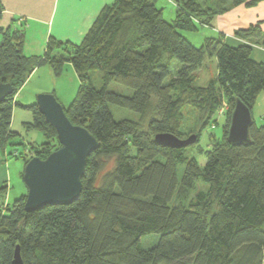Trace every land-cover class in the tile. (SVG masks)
Segmentation results:
<instances>
[{
    "label": "trees",
    "instance_id": "trees-1",
    "mask_svg": "<svg viewBox=\"0 0 264 264\" xmlns=\"http://www.w3.org/2000/svg\"><path fill=\"white\" fill-rule=\"evenodd\" d=\"M157 1L115 0L80 44L51 37L43 56L25 54L24 22L0 24V84L15 89L0 103V147L18 135L11 129L15 105L33 114L28 128L45 136L40 158L59 147L38 105L14 98L36 69L49 65L61 76L68 63L80 87L66 115L100 142L88 159L81 195L70 205L29 213L27 195L10 205L7 187L0 188V264H13L18 246L23 264H264V125L253 119L249 145H232L227 133L237 100L252 112L264 91V61L253 57L252 45L264 47V31L259 22L237 30L238 40L221 34L200 47L182 34L264 0H169L176 11L172 22ZM2 15L0 2V21ZM208 57L217 59V77L202 86L196 74ZM111 83L133 95L109 91ZM225 101L228 123L220 139L210 134L204 167L188 156L191 146L155 142L163 133L181 138L187 107L199 112L203 132ZM110 104L140 114L139 120L116 121ZM149 236L156 238L144 244Z\"/></svg>",
    "mask_w": 264,
    "mask_h": 264
},
{
    "label": "rangeland",
    "instance_id": "rangeland-1",
    "mask_svg": "<svg viewBox=\"0 0 264 264\" xmlns=\"http://www.w3.org/2000/svg\"><path fill=\"white\" fill-rule=\"evenodd\" d=\"M262 2L251 8H260ZM156 5L158 8L163 9L164 18L166 20L172 22L175 19V6L171 1L158 0ZM259 24L261 26L263 25L261 22ZM212 27L213 25L207 27L204 26L200 27L199 31H183L182 34L194 46L200 47L202 46L205 38L216 37L213 36L214 29ZM39 29L40 30L36 32V35L34 33L30 34L27 44L25 42L24 52L27 56L32 54L35 56H43L45 53L46 43L44 44L43 39H41V41H39L40 39L37 40L43 31L41 28ZM32 36H35L34 39H32ZM252 45H254V49L255 47L264 48L253 43ZM258 54H260L258 51H254L253 57L258 59ZM178 65L179 63L177 61L173 62L174 68H176ZM217 71L218 66L216 57H208L203 67L196 74L198 83L202 86L208 85L210 81L215 80L217 77ZM93 81L95 85H100V74L98 72L95 73ZM79 87L80 80L71 64L68 63L64 65L63 74L61 76H55L50 66L44 65L33 72L28 81L19 90V98L17 97V99L20 101V103L34 104L37 103L38 95L52 94L65 109H68L76 98ZM108 89L109 91L126 96L133 95V90L117 83H111ZM228 104L229 102L225 101L224 111H219L220 114H216L214 117L216 123H214L212 126H209L203 132L198 121L199 112L191 107H187L185 109L184 119L182 120V124L180 126L181 138L188 139L192 136H197L196 143L188 149L187 153L188 156L194 157L201 167H204L206 164V158L203 153L204 151L211 149L213 143V141H210V134L213 133L216 138L220 139L223 135V125H225V127L227 126L228 119L226 113L231 111V108ZM109 107L116 121L123 119H131L136 121L140 118V114L128 109L113 104H110ZM232 113L230 114L231 117ZM15 115L16 117L13 120V123H11V129L14 132H17L18 135H16L14 138H11L8 144L4 148H1L4 151L0 153V168L5 172V174H8V180L6 182V195L5 199H3L7 204L10 205L19 199L23 193H25L24 195H27V188L23 180V174L21 177V173L24 172L25 166L30 159L33 157H40L38 154L45 152L44 148L40 147V145L46 142L43 133L36 129L28 128L27 124L33 122V114L30 111L25 110L18 105L15 107ZM252 116L257 125H264V91H262L258 97V100L252 110ZM229 123H231V118ZM33 144L35 146H33ZM184 169V165H180L178 167L179 181H181L183 178ZM3 171L0 173V178L4 174ZM192 196H195V193L192 194ZM155 238V236L145 237L143 239V243L149 245Z\"/></svg>",
    "mask_w": 264,
    "mask_h": 264
},
{
    "label": "water",
    "instance_id": "water-1",
    "mask_svg": "<svg viewBox=\"0 0 264 264\" xmlns=\"http://www.w3.org/2000/svg\"><path fill=\"white\" fill-rule=\"evenodd\" d=\"M14 91L12 84H0V103L13 95ZM36 104L46 122L56 130L59 147L47 158L33 157L25 166V209L29 213L48 205L74 203L83 189L88 159L100 148V142L86 127L74 125L69 120L64 107L54 95L40 94ZM253 121L251 110L237 100L231 117L228 141L235 146L249 145ZM196 141L197 136L181 139L169 133L155 137L158 145L177 149L188 148ZM13 264H23L19 246L16 248Z\"/></svg>",
    "mask_w": 264,
    "mask_h": 264
},
{
    "label": "crops",
    "instance_id": "crops-1",
    "mask_svg": "<svg viewBox=\"0 0 264 264\" xmlns=\"http://www.w3.org/2000/svg\"><path fill=\"white\" fill-rule=\"evenodd\" d=\"M114 1L115 0H0L3 7V15L0 24L2 26H8L13 19L21 20V22L23 21L26 27V44L29 41L30 34L34 33L36 35V32L40 30L39 28L43 31L37 40L40 39L39 41H41V39H43L44 44L46 43V47L51 37L62 42L68 41L74 44H80L101 10ZM259 22L263 23L261 27L264 31V1L260 8L234 7L229 12L217 16L214 19L212 27L214 29L213 36L219 37L221 34H224L226 38L229 39L228 41L238 40L234 35L237 30L248 28ZM34 37L35 36H32V39H34ZM254 51L260 53L257 55L259 57L258 60L264 61V48L255 47ZM17 97L18 94L15 96L14 100L16 103H20ZM16 106L18 105L14 106L12 123L16 117ZM2 151L4 150L0 147V153ZM2 171L3 170L0 168V173ZM22 174L23 173H21V177ZM7 180L8 174L4 172L3 176L0 178V188L3 186L7 187ZM24 194L25 193H23L22 196Z\"/></svg>",
    "mask_w": 264,
    "mask_h": 264
},
{
    "label": "built area",
    "instance_id": "built-area-1",
    "mask_svg": "<svg viewBox=\"0 0 264 264\" xmlns=\"http://www.w3.org/2000/svg\"><path fill=\"white\" fill-rule=\"evenodd\" d=\"M21 22V20L19 21V23ZM23 22V21H22ZM20 25V24H19Z\"/></svg>",
    "mask_w": 264,
    "mask_h": 264
}]
</instances>
